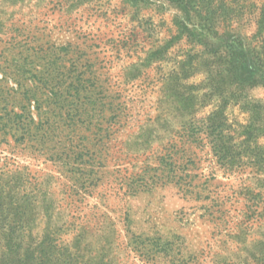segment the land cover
Returning a JSON list of instances; mask_svg holds the SVG:
<instances>
[{"label":"rangeland","instance_id":"obj_1","mask_svg":"<svg viewBox=\"0 0 264 264\" xmlns=\"http://www.w3.org/2000/svg\"><path fill=\"white\" fill-rule=\"evenodd\" d=\"M264 0H0V264H264Z\"/></svg>","mask_w":264,"mask_h":264},{"label":"trees","instance_id":"obj_2","mask_svg":"<svg viewBox=\"0 0 264 264\" xmlns=\"http://www.w3.org/2000/svg\"><path fill=\"white\" fill-rule=\"evenodd\" d=\"M259 68H261V69H259L260 71L264 72V65L259 66Z\"/></svg>","mask_w":264,"mask_h":264}]
</instances>
